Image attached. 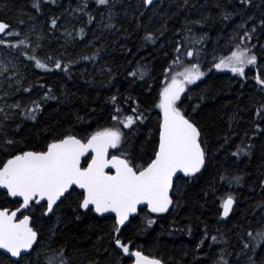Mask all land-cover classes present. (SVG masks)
Listing matches in <instances>:
<instances>
[{"label": "trees", "instance_id": "1", "mask_svg": "<svg viewBox=\"0 0 264 264\" xmlns=\"http://www.w3.org/2000/svg\"><path fill=\"white\" fill-rule=\"evenodd\" d=\"M75 1L40 0L37 11L33 0H0V21L8 23L10 31H22L27 22L40 26L45 36L35 55L41 60L51 57L48 69L38 68L27 59L19 71L23 76L20 84L9 87L11 98L19 101L20 108L3 123L0 161L20 151H42L54 137L70 134L86 139L104 128L120 127L123 146L113 153L122 156L127 152L122 157L146 165L158 143L161 112L156 105L166 86L165 69L182 71V67L171 65L176 44H185L186 52L185 36L203 37L196 47L201 50L199 62L205 74L185 85L177 106L201 129L205 164L193 176L175 179L174 204L167 212L158 215L140 209L121 227L120 238L130 242V250H139L163 264H214L221 250L229 264H251L249 257L254 264H264V243L255 251L250 245L251 251L244 249V242H251L247 233L254 235L264 228V116L256 115L257 107L264 103V87L256 79H264V26L260 24L264 20V0H252L250 6L241 5L240 0H188L187 4L184 0H158L149 7H144L141 0H110L105 7L88 0L83 11L75 12L74 36L61 38L55 32L69 17ZM224 12L231 13L228 19ZM54 17L55 28L51 25ZM109 23L110 28L106 27ZM254 26L256 31L245 43L252 47L257 63L246 66L244 76L215 69L214 50L218 58L230 55L231 49L241 43L238 37ZM80 29L82 36L77 34ZM145 32L153 33L155 42L146 41ZM5 37L7 34L1 38ZM16 39L14 36L13 41ZM98 49L95 59H83L93 57ZM56 59L73 63L68 71L56 69L51 66ZM184 63H197V59L185 56ZM138 65L146 68L143 79L128 75ZM45 93H49L48 98ZM113 96L117 97L115 104L110 99ZM33 101L40 104L36 118L21 115V110L34 107ZM117 106L122 116L132 115L136 108L135 115L142 114L143 119L130 128L117 125L112 120ZM4 133L13 144L4 143ZM237 145L246 146L248 151L233 155ZM235 175L242 177L238 184L221 179ZM78 193L72 189L48 216L44 204H31L27 213L39 234L38 242L18 261L0 253V264H46V256L61 248L69 264H131L132 258L124 257L112 240L114 218H100L90 210L79 209ZM229 193L236 202L230 216L223 220L220 202ZM19 204L0 191V208H16ZM148 219L155 222L148 225ZM212 236L217 241L213 242Z\"/></svg>", "mask_w": 264, "mask_h": 264}, {"label": "snow or ice", "instance_id": "2", "mask_svg": "<svg viewBox=\"0 0 264 264\" xmlns=\"http://www.w3.org/2000/svg\"><path fill=\"white\" fill-rule=\"evenodd\" d=\"M51 3H56V0H50ZM154 0H141L144 7H149ZM187 4L188 0H184ZM98 5H109L110 0H96ZM241 5L250 6L252 0H240ZM33 7L40 10V0H33ZM87 7V0H83L82 7L75 11H83ZM225 19H228L231 13H222ZM89 15V22L92 21ZM111 19V16H109ZM249 19H252L249 17ZM24 23V21H20ZM194 23H200L195 21ZM264 26V20L260 21ZM51 25L53 28L57 25V18H52ZM106 27H112L109 23ZM243 28V25H240ZM10 26L3 21H0V34H7V39L0 38V45L10 49L21 51L22 55H26L30 61H33L36 67L48 69L51 57L41 60L35 53L41 47L39 41L42 36H37V44L32 45L30 37L13 41L12 37H19V31H9ZM190 32L191 30L188 29ZM256 31L255 26L251 31H245L243 36L238 37L241 43L236 44L231 49L230 55L217 57L213 55V67L217 70L229 69L234 74L240 76L245 75V67L255 65L257 56L253 52L252 47H249L246 41L251 40V35ZM30 32H34L31 29ZM83 35V29L77 33ZM65 36L72 38V33L66 32ZM144 39L146 41L155 42L156 37L151 32H145ZM185 41L188 42L185 52V44L178 42L176 44V57L171 62L173 66L182 67V71L173 73L170 68L165 69V87L159 93V100L156 105L161 111V120L159 124V141L154 151V157L145 165L134 164L128 159H121L120 156L113 155L108 159V151L110 148L115 149L123 146L124 133L120 127L104 128L94 132L87 137L86 142L78 139L75 135H62L54 137L46 145V150L42 151H20L16 154L9 155L6 160L0 161V188L6 189L11 197L22 198L19 208L9 210L8 208H0V249H6L13 257H20L22 250L32 249L34 242H38L39 234L30 226V217L24 215L22 219L17 218V214L21 209H27L30 202L46 199L47 209L45 214L54 211V205L69 191L72 186H78L80 197L78 208L94 211L96 213L111 212L115 214L112 240L117 249L122 250V253L135 257L134 264H162V261L156 258H149L142 254L141 251L130 250V242H122L120 233L121 226L129 221V215L137 211V205L146 203L148 209L152 213H163L168 211L169 206L174 202L170 196V190L173 187V177L178 171H182L186 176H192L199 172L205 164V149L202 147L201 129L197 124L190 119L177 106V102L181 99V94L185 92V85L192 84L200 77L204 76L201 70L199 57L201 50L196 47L203 40L200 38H190L185 36ZM235 39V38H233ZM231 43V41H230ZM254 47V46H253ZM31 50L32 55H28V50ZM99 54V49L93 57H83V59H95ZM192 57L197 59V63L185 64L184 58ZM73 61L64 62L61 59H56L52 63V67L56 69L63 68L68 71L69 64ZM10 65L15 67L14 60L0 59V75L10 72ZM110 71V69H109ZM12 76L16 73L12 72ZM134 78L143 79L146 75L144 66L137 67L136 70L128 74ZM171 76L170 81L168 76ZM182 77V78H179ZM257 83L264 86V79L257 76ZM19 84V81H17ZM19 90V89H18ZM29 91V89H24ZM49 97V93H45V98ZM55 98V97H51ZM113 104L116 103L117 97L110 98ZM34 107L21 110V115L30 119H35V113L39 110L40 104L32 102ZM13 108H20V104L11 105ZM194 106L193 111L195 108ZM0 108V112H3ZM122 110L117 106L115 115L112 120L117 124H123L124 128H130L138 119H143V115L136 116V108L132 109V115H121ZM257 116H264V103H261L256 109ZM10 119L9 114L5 113L3 120ZM3 120H0V132L3 131ZM256 128H260L257 123ZM6 145H11L14 142L7 139V134L4 133ZM228 137H225L227 143ZM223 147V145H221ZM90 150V151H89ZM248 151V148L243 145H237V151L233 153L239 156L241 153ZM89 153L91 159L87 161V166H82L81 157ZM122 156H127V152L121 153ZM109 166L115 169L111 172ZM221 179H228L229 183H240L242 177L222 176ZM264 183V181H262ZM234 204V197L229 193L225 198H222L221 207L222 215L228 216ZM259 206V205H258ZM130 222V221H129ZM155 221L148 219V225ZM252 244V249L260 246L264 242V230H259L253 235L251 231L247 233ZM212 241H217L216 236H212ZM203 243V241H201ZM199 248L200 245L198 244ZM249 248V243H244V249ZM65 250L61 248L58 252H52L46 256V264H69V261L64 255ZM239 255V253L237 254ZM251 264L252 258L249 257ZM214 264H229L224 251L221 250Z\"/></svg>", "mask_w": 264, "mask_h": 264}, {"label": "rangeland", "instance_id": "3", "mask_svg": "<svg viewBox=\"0 0 264 264\" xmlns=\"http://www.w3.org/2000/svg\"><path fill=\"white\" fill-rule=\"evenodd\" d=\"M82 4H83V0H76L74 7L71 9V13H70L69 17L68 18L66 17L63 21H61L60 25L57 27V31L55 32L56 34H58L59 37L65 38V39L68 38L65 36L66 32H70V33H72V37L74 36L75 29L73 27L72 22H73L74 17H75V12H77V11H75V9H77L78 7L79 8L82 7ZM104 7H105V5H104ZM109 10H110V8L108 7L107 12L105 14H108ZM22 27H23V29H22V31H20L21 32L20 36L17 37V39L23 38L24 36H29L33 46H35L37 44L36 38L38 35L42 36V38L45 36V34L42 31V28L40 26H37L33 22H27L24 25H22ZM31 29H34V32H30ZM5 39H7V37H5ZM11 39L13 40V37ZM29 52L32 53L30 49H29ZM28 55H29V53H28ZM6 58L14 60L15 67H12L10 65V69H11L10 72H6L3 75H0V108H3V110H4L3 112H0V120H3L5 113H7V114H9V116H11L14 114V112L17 111V108L10 107L11 105H15V104L19 103V101L11 98L9 87L16 88V86H18L20 84L21 78L23 76H21L19 74V71L23 65L27 64L26 60L28 59L26 55L21 54V51H18L15 49H10V48H7L3 45H0V59H6ZM188 58H191V57H188ZM177 70H179V72L181 71L180 69H177ZM12 72H15L16 75L12 76V74H11ZM234 75H238V74H234ZM17 81H19V84H17ZM187 85H191V84H187ZM4 121L5 120H3V123H4ZM259 230H264V228L261 227V228H259ZM249 243H251L249 245L252 246L254 241H251ZM262 243H264V242H262ZM134 261L132 264H134Z\"/></svg>", "mask_w": 264, "mask_h": 264}, {"label": "water", "instance_id": "4", "mask_svg": "<svg viewBox=\"0 0 264 264\" xmlns=\"http://www.w3.org/2000/svg\"><path fill=\"white\" fill-rule=\"evenodd\" d=\"M155 1H157V0H154V2ZM153 2V3H154ZM4 22V21H3ZM4 23H6V22H4ZM8 24V23H7ZM9 25V24H8ZM10 26V25H9ZM1 35H3V34H0V36ZM79 139V138H78ZM158 141H159V133H158ZM84 142H86V141H84ZM157 145H158V143H157ZM46 150V149H45ZM113 149L112 148H110L109 149V151H108V155H109V152L110 151H112ZM90 151V150H89ZM90 154L89 153H85V155L83 156V157H81V164H82V161H83V159H85L86 157H88ZM112 157V156H111ZM111 157H108V159L110 160L111 159ZM121 159H124V158H122V157H120ZM91 159V158H90ZM86 166H87V164H86ZM85 166V167H86ZM107 170H110L111 172H115V169H112L110 166H109V169H106V171ZM178 176H184V177H188V176H186L182 171H178L175 175H174V177H173V182H174V180L178 177ZM264 181V180H263ZM264 184V183H263ZM173 188V187H172ZM71 189H76L77 191H79V192H81L82 190H80L79 188H78V186H72V188H70L69 189V191L71 190ZM0 191H3V192H6V194H7V196L10 198V199H18V200H20L21 201V203H22V198H20V197H11L10 195H8V193H7V190L6 189H2V188H0ZM68 191V192H69ZM68 192H66L65 194H67ZM171 193H172V189L170 190V196H171ZM65 196V195H64ZM63 196V197H64ZM62 197V198H63ZM61 198V199H62ZM60 199V200H61ZM59 200V201H60ZM58 201V202H59ZM33 202V201H32ZM35 202V204H40V203H46V209H47V201H46V199H44V200H39V198L37 199V200H35L34 201ZM57 202V203H58ZM31 203V202H30ZM234 205H235V201H234V204H233V206H232V209H233V207H234ZM55 206V205H54ZM172 205H170L169 207H171ZM17 208H19V207H17ZM140 208H146L149 212H150V210L148 209V207H147V205H146V203H142V204H139V205H137V211L135 212V213H131L130 215H129V219H130V217L131 216H135L136 214H137V212H138V210L140 209ZM16 209V208H15ZM15 209H13V210H15ZM231 209V210H232ZM9 210H11V209H9ZM25 211V209H21V211L17 214V218H18V216L20 215V214H22L23 212ZM46 212V211H45ZM94 212V211H93ZM222 212H223V209H222ZM98 217H106V216H113L114 218H115V214L114 213H111V212H107V213H103V214H100V213H96V212H94ZM152 213V212H151ZM51 214V212H49V213H47L46 215H50ZM155 214H161V213H155ZM27 215V214H26ZM221 215H222V213H221ZM29 216V215H28ZM223 216V215H222ZM30 217V216H29ZM224 217V216H223ZM23 218V216L21 217V218H19V219H22ZM31 222H32V219H31V217H30V221H29V223H30V226H31ZM129 221H126L125 222V225L128 223ZM36 243L37 242H34V246H33V248L35 247V245H36ZM33 248L32 249H28V250H22V255L21 256H23V255H27V254H29L32 250H33ZM0 252L1 253H3L4 255H6V256H8L12 261H18L19 259H20V257H13V256H11V254L10 253H8L7 252V250L6 249H0Z\"/></svg>", "mask_w": 264, "mask_h": 264}, {"label": "flooded vegetation", "instance_id": "5", "mask_svg": "<svg viewBox=\"0 0 264 264\" xmlns=\"http://www.w3.org/2000/svg\"><path fill=\"white\" fill-rule=\"evenodd\" d=\"M247 243H249L248 241H246ZM246 242H244V243H246ZM262 245V244H261ZM249 251H251L252 249H250V248H247ZM256 250V249H255ZM255 250H253V251H255ZM129 257V256H128ZM131 258V257H130Z\"/></svg>", "mask_w": 264, "mask_h": 264}]
</instances>
